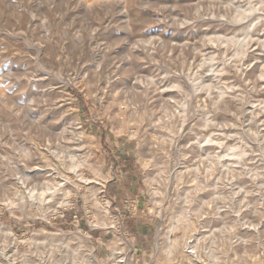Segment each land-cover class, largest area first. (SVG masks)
<instances>
[{
	"label": "rangeland",
	"instance_id": "rangeland-1",
	"mask_svg": "<svg viewBox=\"0 0 264 264\" xmlns=\"http://www.w3.org/2000/svg\"><path fill=\"white\" fill-rule=\"evenodd\" d=\"M128 185L133 249L97 200ZM191 220L264 264V0H0V264H146Z\"/></svg>",
	"mask_w": 264,
	"mask_h": 264
},
{
	"label": "bare ground",
	"instance_id": "bare-ground-1",
	"mask_svg": "<svg viewBox=\"0 0 264 264\" xmlns=\"http://www.w3.org/2000/svg\"><path fill=\"white\" fill-rule=\"evenodd\" d=\"M90 1V0H89ZM97 1H99V0H97ZM125 1V0H124ZM118 3L120 2V1H117ZM92 3V2H91ZM95 3V2H94ZM122 3V2H121ZM83 4V3H82ZM90 4V3H89ZM131 4V3H130ZM85 6H86V3H85ZM243 6V5H242ZM252 6V5H251ZM99 7V6H98ZM245 7V6H244ZM248 7V5L245 7V8H247ZM250 7V6H249ZM85 8V7H84ZM244 8V10H246ZM242 9H243V7H242ZM249 10H250V8H248ZM252 9V8H251ZM255 9V8H254ZM248 10V11H249ZM252 11V10H251ZM126 12V11H125ZM245 12H247V11H245ZM250 12V11H249ZM130 14V13H129ZM129 14H128V12H126V15H127V17H129ZM125 16V15H124ZM133 20V19H132ZM127 21H128V19H127ZM251 21V20H250ZM249 22V21H248ZM247 22V23H248ZM99 23V22H98ZM127 23V22H126ZM246 23V24H247ZM253 23V22H252ZM125 24V23H124ZM127 25V24H126ZM254 25V24H253ZM251 26V25H250ZM2 27V26H1ZM5 27V26H4ZM249 27V26H248ZM23 29V28H22ZM26 29V28H25ZM102 29V28H101ZM242 29V31L243 32H241V30H240V32L242 33V35H244V33H246V35H247V30L244 32V30L243 29H245V28H241ZM246 29H247V25H246ZM4 30V29H3ZM116 30V29H115ZM249 30V29H248ZM237 32V31H236ZM239 32V31H238ZM248 32H251V31H248ZM119 33V32H118ZM240 33V34H241ZM109 34V33H108ZM239 34V33H238ZM246 35H244L245 36V38H246ZM2 36V35H1ZM26 36V35H25ZM24 36V37H25ZM248 36V35H247ZM238 37H240V36H238ZM28 38V37H27ZM235 38V37H234ZM177 39V38H176ZM238 39H243V41H244V38H243V36H242V38H238ZM28 40V39H27ZM242 41V40H241ZM178 42H180V41H178ZM28 45V44H27ZM30 46H31V44H29ZM53 45V44H52ZM48 46V45H47ZM31 47H35V45L34 46H31ZM30 47V48H31ZM37 48V47H36ZM16 50V49H15ZM38 51H40L39 49H38ZM44 52V51H43ZM42 52V53H43ZM48 53V52H47ZM81 53V52H80ZM45 54V53H44ZM57 54V53H56ZM65 55V54H64ZM38 56V55H37ZM61 58V57H60ZM34 60V59H33ZM221 63V62H220ZM39 65V64H38ZM48 65V64H47ZM212 65V64H211ZM215 65V64H214ZM10 66V65H9ZM58 66V65H57ZM213 66V65H212ZM217 66V65H216ZM40 67V66H39ZM47 68H49V67H47ZM88 68V67H87ZM43 70V69H42ZM59 70V69H58ZM44 71V70H43ZM203 72V71H202ZM201 72V73H202ZM212 72V71H211ZM44 73V72H43ZM48 73V72H47ZM149 75V74H148ZM152 75V74H151ZM215 75V74H214ZM91 77V76H90ZM42 78V77H41ZM160 78V77H159ZM156 79V78H155ZM200 80V79H199ZM210 80V79H209ZM3 81V80H2ZM123 81V80H122ZM121 81V82H122ZM204 81V80H203ZM204 82H206V81H204ZM135 84V83H134ZM133 84V85H134ZM161 84V83H160ZM195 84V83H194ZM205 84V83H204ZM28 85V84H27ZM65 85V84H64ZM117 85V84H116ZM122 86V85H121ZM161 86H162V84H161ZM164 86V85H163ZM123 87V86H122ZM194 87V86H193ZM129 88H131V87H129ZM16 89V88H15ZM65 90V89H64ZM67 90V89H66ZM65 90V91H66ZM167 92V91H166ZM219 92V91H218ZM70 93V92H69ZM200 96V95H199ZM116 97V96H115ZM70 99V98H69ZM212 99V98H211ZM217 100V99H216ZM215 101V100H214ZM200 102V101H199ZM212 102V101H211ZM226 102V101H225ZM69 103V102H68ZM170 103V102H169ZM204 103V102H203ZM227 103V102H226ZM75 106V105H74ZM73 104H70L69 105V107L73 110V112H74V116L77 114L76 112H75V109H73ZM211 106V105H210ZM227 106V105H226ZM35 114V113H34ZM33 115V114H32ZM78 115V114H77ZM200 115V114H199ZM135 116V115H134ZM145 117V116H144ZM33 121V120H32ZM46 121V120H45ZM41 122V121H40ZM47 126V125H46ZM81 132H82V130H80ZM33 142V141H32ZM47 144H48V141H47ZM176 144V143H175ZM45 146V145H44ZM163 146V145H162ZM46 147V146H45ZM159 147H161V146H159ZM47 148H48V146H47ZM163 148H165V147H163ZM158 149V148H157ZM66 150V149H65ZM75 150V149H74ZM43 152V151H42ZM162 154H164V153H162ZM42 155H44V157L46 156V154L44 153V154H42ZM48 158V157H47ZM172 158V157H171ZM65 161V160H64ZM223 162V161H222ZM22 164V163H21ZM24 167H26V166H24ZM66 168V167H65ZM23 170V169H22ZM25 170V169H24ZM26 171V170H25ZM24 171V172H25ZM60 171V170H59ZM30 172V171H29ZM62 172V171H61ZM31 174L33 173V172H30ZM34 174V173H33ZM32 174V175H33ZM40 176V174H37V176ZM44 175V174H43ZM31 177V176H30ZM43 177H46L45 175L43 176ZM42 177V178H43ZM63 177V176H62ZM177 178V177H176ZM29 179V178H28ZM36 179V178H35ZM40 179H41V176H40ZM40 179H39V181L38 182H41V183H38L37 181V183L38 184H41V185H45V187L46 186H50V185H54L53 184V180L52 181H50L49 179H44V180H42V181H40ZM51 179V178H50ZM53 179V178H52ZM60 179V178H59ZM58 179V180H59ZM178 179H179V176H178ZM56 180V179H55ZM70 182V181H69ZM35 183V182H34ZM64 183V182H63ZM36 184V183H35ZM68 184V183H67ZM73 184V183H72ZM164 184V183H163ZM55 186H58V184L57 185H54V187ZM59 186H60V184H59ZM54 187H53V189H54ZM48 188V187H47ZM61 188H63V186L61 187ZM38 189V188H37ZM40 189H42V188H40ZM52 189V188H51ZM47 190V189H46ZM71 190V189H70ZM31 191V190H30ZM67 191V190H66ZM62 192H64V191H62ZM41 193V192H40ZM66 195V194H65ZM87 195V194H86ZM87 199V198H86ZM89 202V201H88ZM95 204H96V207L98 206L97 205V201H95ZM195 208V207H194ZM181 211H182V209H181ZM193 211V210H192ZM196 211V210H195ZM197 212V211H196ZM195 212V213H196ZM181 213V212H180ZM204 214V213H203ZM181 215V214H180ZM196 214H194L193 216H195ZM198 217V216H197ZM183 219V218H182ZM187 219V218H186ZM185 221V220H184ZM188 222H190V221H188ZM197 222H195L194 220H191V222L190 223H187V222H184V224H185V228H184V231H183V234H184V232H185V234H187V236H185V235H182L183 237H182V239H183V241L181 242V240H180V242L181 243H179L177 240H175V239H172L171 238V236L169 235V231L167 232H165V230L163 231L161 228H157V232H156V236H155V239L153 240V249H152V251H151V253H150V255H151V257H150V260L146 263V264H162V263H160V261L157 259L158 258V255L161 253V252H164V253H166V260L164 261L165 263L164 264H204L203 263V260H202V256H203V251H200V248L198 247V239H199V235H200V233L198 232V224H196ZM184 224H183V226H184ZM96 225V224H95ZM159 227V226H158ZM168 230H170V229H168ZM207 231H209V230H207ZM59 234H61V231H59L58 232ZM119 235H120V237L122 238V241H125L129 246H130V248L131 249H133V246H132V244H131V242L128 240V239H126L125 238V232L124 231H121V230H119ZM57 234V233H56ZM205 234V233H204ZM49 235V234H48ZM55 236H57V235H55ZM207 238V237H206ZM226 238V237H225ZM211 239V238H210ZM209 239V240H210ZM205 240V239H204ZM208 240V241H209ZM218 240V239H217ZM83 241H84V244L85 245H88V244H90L89 243V240H87V239H83ZM83 241H82V243H83ZM201 242H202V240H200ZM81 242V241H80ZM217 242V241H216ZM220 242V241H219ZM227 242V241H226ZM67 243V242H66ZM210 242H208V244H209ZM229 243V242H228ZM83 244V245H84ZM224 245V244H223ZM227 245V244H226ZM229 245V244H228ZM89 246H91V245H89ZM218 246V245H217ZM208 247V246H207ZM206 247V248H207ZM223 248V247H222ZM226 249V248H225ZM210 251H212V250H210ZM216 251V250H215ZM226 251V250H225ZM237 251V250H236ZM227 252H228V249H227ZM226 252V253H227ZM216 253V252H215ZM218 253V252H217ZM219 253H222V252H219ZM210 254V253H209ZM208 256V255H207ZM217 257H218V255H216ZM216 256H214V257H216ZM205 257V256H204ZM222 257V256H221ZM206 258V257H205ZM225 259H226V261L224 260V259H222V260H224L223 261V263L222 264H237L236 262L234 263V262H231V260L229 259V256H226V257H224ZM206 260V259H205ZM221 260V259H220ZM220 260H218L217 259V261L219 262ZM261 261H263V260H261ZM206 262V261H205ZM118 263V261L116 262V260H115V262H114V264H117ZM124 264H132V263H130V262H126V263H124ZM254 264H259L258 262H256V263H254Z\"/></svg>",
	"mask_w": 264,
	"mask_h": 264
},
{
	"label": "built area",
	"instance_id": "built-area-1",
	"mask_svg": "<svg viewBox=\"0 0 264 264\" xmlns=\"http://www.w3.org/2000/svg\"><path fill=\"white\" fill-rule=\"evenodd\" d=\"M105 190L106 187L104 186L101 191L102 193H100L97 197V200H99L98 205H101L99 206V208H101L104 214H107V216L110 218V222L112 223L113 228L116 231L115 233L119 235V230L125 231L123 227L126 224V221L131 218L134 215V212L137 210L139 198L137 195L126 197L119 208L114 207L111 209L113 201L111 198H108ZM127 236V232L125 231V238H127ZM117 261V264H124L127 262L124 256L118 259L116 258V262Z\"/></svg>",
	"mask_w": 264,
	"mask_h": 264
},
{
	"label": "crops",
	"instance_id": "crops-1",
	"mask_svg": "<svg viewBox=\"0 0 264 264\" xmlns=\"http://www.w3.org/2000/svg\"><path fill=\"white\" fill-rule=\"evenodd\" d=\"M130 187H131V186L128 185V188L124 187V188L121 190V192L116 193V194H113V196H112V197H113L112 201H113V204L115 203L114 207L119 208V207L121 206L123 200H124L126 197H132V196H133V194L130 193V191H129ZM128 221L131 222V219H130V220L128 219L127 222H128ZM136 229H137V228H136ZM139 235H140V234L138 233V234H137V237H138Z\"/></svg>",
	"mask_w": 264,
	"mask_h": 264
}]
</instances>
